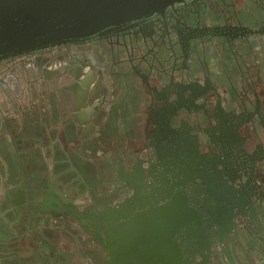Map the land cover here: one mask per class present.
<instances>
[{
  "label": "flooded vegetation",
  "instance_id": "obj_1",
  "mask_svg": "<svg viewBox=\"0 0 264 264\" xmlns=\"http://www.w3.org/2000/svg\"><path fill=\"white\" fill-rule=\"evenodd\" d=\"M34 19L11 20L32 49L0 53L4 255L116 264L179 216L194 221L176 236L192 254L210 247L213 208L248 201L239 180L261 204L264 0H176L60 41Z\"/></svg>",
  "mask_w": 264,
  "mask_h": 264
},
{
  "label": "water",
  "instance_id": "obj_2",
  "mask_svg": "<svg viewBox=\"0 0 264 264\" xmlns=\"http://www.w3.org/2000/svg\"><path fill=\"white\" fill-rule=\"evenodd\" d=\"M174 1L176 0H0V27L3 28L0 30V42L3 46L7 45L0 53L18 54L32 49L28 48V42L32 38L28 37V30L24 29L27 27L12 24L11 20L32 18L34 21L36 18L43 24V34L48 36V40L60 41L90 36ZM32 26H35L34 23ZM153 154L156 155L157 152L154 150ZM238 182L243 184L241 188L246 189L249 199L240 203L242 199L239 193L232 194L234 205L229 214L222 206H216L208 213L210 228L206 229V233L211 236L208 249L192 254L189 250L184 254L179 249L176 236L193 221L189 217L179 216L170 217L164 224L162 241L160 238H153V248L148 255L139 250V238H136L135 251L127 252L121 247L118 255H112V259L116 264H129L130 261H133L131 264H264V188H261L263 200L260 204V190L254 188L247 177ZM260 206L262 213L259 211ZM200 227L205 229L202 225ZM194 254L195 259L191 260L190 256L193 257ZM186 255L189 260L185 258ZM41 258L42 264H68L69 254L66 250L47 249L43 251ZM19 261L21 262L8 258L4 255V249H0V264H33L31 259Z\"/></svg>",
  "mask_w": 264,
  "mask_h": 264
}]
</instances>
